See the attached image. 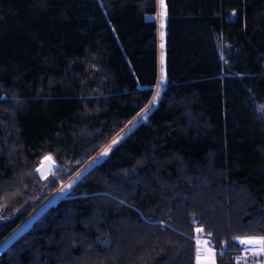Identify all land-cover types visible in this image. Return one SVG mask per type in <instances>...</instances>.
<instances>
[{
    "label": "trees",
    "instance_id": "trees-1",
    "mask_svg": "<svg viewBox=\"0 0 264 264\" xmlns=\"http://www.w3.org/2000/svg\"><path fill=\"white\" fill-rule=\"evenodd\" d=\"M165 7L158 104L0 264H196L197 238L236 264V238L264 235V0ZM156 8L0 0V242L150 101Z\"/></svg>",
    "mask_w": 264,
    "mask_h": 264
},
{
    "label": "rangeland",
    "instance_id": "rangeland-1",
    "mask_svg": "<svg viewBox=\"0 0 264 264\" xmlns=\"http://www.w3.org/2000/svg\"><path fill=\"white\" fill-rule=\"evenodd\" d=\"M158 1L157 4V8H156V14L154 16L156 23H157V52H158V79L156 82V85L154 87H152V97L150 99V101L147 103V105L141 110L139 111L128 123H126L123 128L115 135L113 136L104 146L101 147V149L96 152V154H94L90 159H88L75 173H73L69 178H67L65 181H62L58 184V187L52 191H49L48 193H44L43 195L37 197V199H35V202L37 204H39L3 241L0 242V254L1 252H3V250H5L16 238H18L20 235H22L24 232H26L31 226L32 224L38 220L49 208L55 206L60 200H62L63 198L66 197V195L69 193L70 189L91 169H93L94 167H96L97 165H99L102 161V159L104 157L100 156L101 151L103 150V148H105L108 144L111 143L112 139H120V137H123V139L125 137H127L142 121L147 120L148 115L150 114V112L152 111V109H154L156 107V105L158 104V101L160 100V97L163 93V91L165 90L166 87V78L164 75V34H165V23H166V15L162 16L161 13L163 11H165L166 7H165V3H164V7H161V4L159 2V0H156V2ZM163 23V27H161ZM163 45V47H162ZM163 80L164 83L160 84L159 82ZM157 91H159V98L156 100L154 106L152 104L153 102V97H156L157 95ZM151 107V110L147 113V117L146 119L140 120V116H142L143 110L146 108ZM139 121V122H137ZM131 122V123H130ZM133 125H135V127H133ZM4 129V128H3ZM5 133H9L6 132L4 130V134ZM7 137V134H6ZM122 141V140H121ZM8 153V152H7ZM5 156H7V158L11 157L9 155L4 154ZM95 159V162H93ZM46 160H48L54 167L52 170H50L47 173H43L42 169L44 167H42L41 171L39 173H36L37 176L40 179H44L46 177H51V178H55V173H56V164L55 162H53V160L49 157V156H45L41 162L39 163V165L36 167V169L41 166L42 162H45ZM91 164V167H89V165ZM35 169V171H36ZM86 169V170H85ZM17 177V176H16ZM19 180L21 179L20 176L17 177ZM141 179V178H138ZM69 185H71V187H69ZM202 187H205L206 185H202ZM46 189H44L45 191ZM107 200H111L110 198H107ZM168 200V201H167ZM169 200L170 199H166V197H164V202H166L165 204H169ZM113 201V200H111ZM171 201V200H170ZM248 206V205H247ZM90 220L95 223V222H99V220H96V217H92L90 218ZM64 225V224H62ZM69 226L72 227V223L68 224ZM151 228V226L147 227V229ZM146 229V233L150 234L151 236L155 237L156 233L152 230L149 231ZM66 240V239H65ZM202 241L201 244V254L202 256H206L207 252L205 251L206 247L208 246L206 243H204L205 241H207L206 239H200ZM236 241V240H235ZM29 242V240L27 241ZM208 242V241H207ZM237 243V241H236ZM28 244V243H27ZM238 244V243H237ZM118 245V243H117ZM239 248L236 250L237 253L235 255V262L237 264V261L240 262V264H264V255L261 256H256L254 255L251 251H244L242 250V247L240 245H238ZM63 255H65V253L63 252ZM215 258V257H214ZM37 259V258H36ZM77 264H81V261H76Z\"/></svg>",
    "mask_w": 264,
    "mask_h": 264
},
{
    "label": "snow or ice",
    "instance_id": "snow-or-ice-1",
    "mask_svg": "<svg viewBox=\"0 0 264 264\" xmlns=\"http://www.w3.org/2000/svg\"><path fill=\"white\" fill-rule=\"evenodd\" d=\"M161 7H164V3L165 0H159ZM162 16L166 15V9L165 11H163L161 13ZM161 27H163V23L161 25ZM163 47V45H162ZM160 84H163L164 81L161 80L159 82ZM159 98V91H157V95L156 97H153V106L156 102V100ZM151 110V107L146 108L143 110V115L140 116V120L146 119L147 117V113ZM139 122V121H137ZM131 123V122H130ZM133 127H135V125H133ZM121 140H123V137H120V139H115L113 138L111 143L108 144L105 148H103V150L100 153L101 157H107L109 155V153L113 150L114 146L120 144ZM95 162V159L94 161ZM89 167H91V164L89 165ZM86 170V169H85ZM37 171H39V169H37ZM69 187H71V185H69ZM196 233L199 234L201 232H203L204 230L201 228H197L195 229ZM236 241L238 243V245H240L242 247V250L244 251H251L254 255L256 256H261L264 255V235L262 236H243V237H237ZM204 243H206L208 246L206 247L205 251L207 252L206 256H202L201 254V244L202 241L197 238L195 241V261L196 264H216V260H215V251H214V245H211L210 242L205 241ZM223 253H221L222 255ZM237 264H240L239 261H237Z\"/></svg>",
    "mask_w": 264,
    "mask_h": 264
},
{
    "label": "bare ground",
    "instance_id": "bare-ground-1",
    "mask_svg": "<svg viewBox=\"0 0 264 264\" xmlns=\"http://www.w3.org/2000/svg\"><path fill=\"white\" fill-rule=\"evenodd\" d=\"M157 4H158V1H157ZM44 163L45 165L43 166L44 168L42 169L43 173H47L53 169L54 166L48 160H46Z\"/></svg>",
    "mask_w": 264,
    "mask_h": 264
},
{
    "label": "water",
    "instance_id": "water-1",
    "mask_svg": "<svg viewBox=\"0 0 264 264\" xmlns=\"http://www.w3.org/2000/svg\"><path fill=\"white\" fill-rule=\"evenodd\" d=\"M44 165H45V163L42 162V163H41V166H39V167L37 168V169H39V171H37V169H36L35 172H36V173H39Z\"/></svg>",
    "mask_w": 264,
    "mask_h": 264
},
{
    "label": "crops",
    "instance_id": "crops-1",
    "mask_svg": "<svg viewBox=\"0 0 264 264\" xmlns=\"http://www.w3.org/2000/svg\"><path fill=\"white\" fill-rule=\"evenodd\" d=\"M164 67H165V65H164Z\"/></svg>",
    "mask_w": 264,
    "mask_h": 264
}]
</instances>
